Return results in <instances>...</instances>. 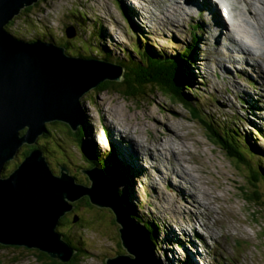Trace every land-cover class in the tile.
Here are the masks:
<instances>
[{"label":"rangeland","instance_id":"374dc122","mask_svg":"<svg viewBox=\"0 0 264 264\" xmlns=\"http://www.w3.org/2000/svg\"><path fill=\"white\" fill-rule=\"evenodd\" d=\"M228 1L230 14L233 17L236 16L235 18L241 17L245 2L242 0ZM140 2L141 0H39L34 5L32 16H28V12H26L18 18L12 26L14 31L11 32L27 40L34 36L39 37L42 33L51 34L62 43L67 39L65 30L68 25L75 26L77 33H80V27H83L87 29L85 38L77 37L74 43L89 55L94 53L91 51L92 49L98 51L104 47L111 51L112 56L109 58L115 63L117 59L125 56V47L131 50V46L137 40L136 32L139 33V28L143 29L140 30L142 41L146 40L155 49L168 55L176 56L183 46L194 43V39L196 40L193 54L195 64L190 63L188 66V72L192 74L193 82L186 92L195 100L194 102L202 107V112H205L207 114L205 116H208L211 122L216 123L217 127L235 129L241 136H248L250 142L263 151L264 79L259 75L260 71L256 67L252 69L251 63L247 64L246 62L233 64L228 61L229 64L226 68H223L224 63L218 64L217 43H227L226 47L222 48L223 52L233 51L234 48L228 43L226 36L234 26L223 23L217 14L212 13L208 17L203 9L201 12L194 13V18L186 17L174 10L171 14L169 13V16L164 14V12L168 13L167 7H165L166 9L162 8L161 11L159 7L161 0H149L147 5L144 4L145 6ZM143 2L145 1L143 0ZM139 3L146 9V21L143 17L144 9L138 6V14L134 10L137 5H140ZM165 5L170 9L179 7L175 1ZM151 7L153 11L148 12L147 10ZM256 10H260L257 5ZM263 10H261L260 16L264 21ZM139 14L142 15L139 16ZM218 20L222 22V28L218 33L215 31L216 34H219L218 41H212L210 37H207L208 34L212 35L207 27L210 24H215L214 21L217 23ZM203 21H210V24L205 25ZM155 24L156 26L153 27ZM197 25H199L198 32L194 36L193 26L197 27ZM137 26L138 29H135ZM225 26L230 30L225 29ZM257 26L255 20L250 19L245 24L244 32L238 31L239 27L238 29L234 28V31L242 35L243 38L245 37L246 41L250 40L252 46L256 43H264L262 30ZM100 27L102 28L101 36ZM97 28L99 31L94 37ZM159 29L161 31H158ZM247 29H249L248 32ZM90 33H93L91 37ZM250 36L252 37L250 38ZM261 49L263 52H257V54L264 61L263 56L260 55L264 54V48ZM221 56L224 55L221 53ZM232 56L240 57L238 52H233ZM117 87L119 88V86ZM118 88H110L108 91L93 88L82 97L81 103L84 104V107L86 106L88 113L87 121L83 122L85 125H89L87 128L89 134L84 139L89 145L100 146L99 150L101 149L100 151L103 152L106 148L99 144L97 138L102 135L100 137L102 139L104 133L110 135L112 142L117 143L119 158L124 167L129 169L136 178L133 183L132 179H129L127 184L120 185V189H125L127 193L126 198L124 197L125 202L129 206L131 205L133 211L139 216L157 226L158 229L156 228L154 231L156 239L159 233L165 230L164 225L166 228L172 226V230L177 231L178 237L174 238L170 233L160 237L159 247L161 253L163 252L165 255L166 264H183L186 261L188 264H192L189 260L190 252H193L191 249H195L199 257H193L197 264H264V208L260 209V207L251 205L243 198L240 187L246 184L248 177L246 169L242 168L243 172L236 169L234 162L227 157L226 153L209 140L205 125L192 117L187 105L172 100L170 96L160 90H147L151 95L134 98L124 96L122 91H117ZM52 124L48 123V127L52 130L53 139L41 136L40 142L38 141L39 143L46 139L48 142L51 141L49 152L43 149L51 168L56 173L61 168L59 165L65 164L70 174L74 175L78 181H85V175L81 173L83 172L81 169H88L89 166L86 162L87 157L83 155V148L74 142L73 135L65 134L66 128L63 125ZM116 125L124 129L128 126L132 134L119 132ZM170 127L175 128L178 131L177 134L169 135L167 128ZM112 129L113 133H111ZM260 130L263 134H260ZM133 138L143 145L152 147L155 152L156 146L161 147V145H165V147L170 145L178 150L180 162L183 161L184 165L188 166L185 170L186 173L189 174L188 170H190L195 183L200 184L201 190H206L210 195L212 193L214 200L211 198L206 201L209 202L212 215L210 217L200 216L197 220L192 221L193 216L187 214L184 217L182 214L172 211L171 204L170 209L164 207L166 210L160 216L163 218L166 215L172 221L163 220L155 212L154 202L158 199L154 197L155 192L149 177L152 178L155 187L164 192V196H168L169 193L174 194V198L178 202L185 197L181 191L183 187L190 192H197L201 200L203 199L202 193L197 191L198 187H191L192 191L188 189L189 186L185 180H182V184L179 185L170 180L164 182L162 177H159L156 167L159 165L158 171L168 175L171 165L166 160L164 163H158L155 167L156 161L148 155L146 148L133 142ZM131 142L135 144L136 148L138 147L139 155L142 158L140 167L145 171L138 169V172L136 170V154L130 149ZM167 153L172 165L179 166L175 155L168 151ZM21 157L22 153L10 161L5 173L13 170L15 163L19 162ZM258 161L264 168V162ZM76 165H79L81 172L77 171ZM78 176L81 179H78ZM155 176L158 178H154ZM175 179H177L176 175L172 177L173 181ZM259 187L264 195L263 180H260ZM171 189L174 190V193ZM177 192L180 195H175ZM135 193L138 194V199ZM216 195H219L220 198ZM215 196L219 199H215ZM170 201L168 200V202ZM165 205L169 206V203ZM180 205L182 203L179 202ZM161 206L163 207V205ZM195 210L202 213L206 208L201 206ZM76 212L82 217L80 222L82 224L66 228L70 230L67 232L72 233L71 236L74 238L80 236V240L83 241V250L87 251L84 256L79 257L77 264H106L108 257L127 253L121 243L120 225L115 220L114 211L112 212L109 207H96L95 210L83 206L82 208L78 207ZM73 215L74 213L70 217L72 218ZM187 223L194 224L188 226ZM181 226L183 228L188 226L189 230L190 227L191 229L196 227L199 232L197 234L193 231L194 234L189 235L190 237L187 239V237H183ZM64 227L60 226L59 229L66 231L63 229ZM171 250L180 253L176 252L175 255H172L168 252ZM154 253L157 256L155 251ZM167 253L172 256L171 259H178V262L168 261ZM200 259L202 261H199ZM0 264H42V262L37 259L33 249L5 248L0 251Z\"/></svg>","mask_w":264,"mask_h":264},{"label":"water","instance_id":"95a60500","mask_svg":"<svg viewBox=\"0 0 264 264\" xmlns=\"http://www.w3.org/2000/svg\"><path fill=\"white\" fill-rule=\"evenodd\" d=\"M38 1L0 0V243L37 249L62 263L71 261L77 248L58 226L75 202L88 196L96 206L114 211L128 252L108 257L106 264H163L148 232L124 205L120 181L110 170L81 169L90 180L87 185L66 166L55 173L37 146L5 173L21 148L37 145L49 132L48 123L64 122L78 130L84 118L81 99L88 91L124 78V68L115 62L72 55L63 45L28 41L7 29L25 7ZM66 34L75 37V26H67Z\"/></svg>","mask_w":264,"mask_h":264},{"label":"trees","instance_id":"16d2710c","mask_svg":"<svg viewBox=\"0 0 264 264\" xmlns=\"http://www.w3.org/2000/svg\"><path fill=\"white\" fill-rule=\"evenodd\" d=\"M34 5H36V3ZM34 5L25 7L18 16H16L13 20L9 22V24L7 25V29L9 31H14L12 26L14 25L16 20L22 17L26 12H28V16H32L31 13L33 11ZM101 27H100V36L102 32ZM80 28H81L80 33H77L76 36L73 38H68L65 30L67 39L62 41V43L64 44H62L59 40L55 39V37L51 34L46 35L42 33V38L52 41L54 40L58 41L56 43L58 45L65 46L66 51L70 54L79 55L88 58L89 57L97 58V59L101 58L104 61L114 63L109 58L112 56L110 50L104 47H102V49L98 51L92 49L91 51L94 53L89 55L84 51H82V49L74 43L77 37L85 38V35L87 34V29L83 27ZM198 28L199 25L195 27L194 36L198 32L197 31ZM135 29H138V26ZM139 29L143 30L142 28ZM140 30H138L139 33L136 32L138 41L136 40L135 44L131 46L130 48L131 50L125 47L124 49L125 56L122 57L121 59L116 58L117 59L116 63H114L124 68L123 80L120 82L106 81L97 88L101 91H108L110 88L117 89L118 88L117 86H119L117 90L118 92L122 91L125 94L124 96L134 97V98H139L142 97L143 95H147V96L151 95L150 93L147 92V90L150 91L160 90L165 94H167L168 96H170L172 100L187 105L190 108L192 117L194 119L200 120L205 125L209 140L215 146L220 147V149L226 153L227 157L232 162H234L236 169H238L240 172H243L241 170L242 168L246 169V172L248 173L246 184L240 187V189L242 190L244 200L251 205L260 207V209H262V207L264 208V204H263L264 195L260 191V187H259L260 180L264 181V168L262 167L261 163H259L258 161L260 160L261 162H264V152H263L264 150L262 151L257 145L250 142L249 140L250 138L248 136L246 137L241 136V134L238 133L235 129L232 130L231 128L217 127L216 123L211 122L208 116H205L207 114L205 112L204 113L202 112L201 110L202 107H200L199 104H197V102H194L195 100H193V98L190 97V94L186 92V89L191 87V82H193L192 74L188 72V66H190L189 65L190 63L195 64L193 54H194V49L196 48L194 45L196 40L193 39L194 43L183 46V48L180 49L181 51L178 52L176 56H173V55H168L163 51L155 49L146 40L142 41L141 40L142 32ZM98 31L99 29L97 28V31H95L94 33V37L98 34ZM92 34L93 33L89 34L90 37ZM144 37L146 36L144 35ZM36 38L37 37L34 36L28 40L33 41ZM52 123H53L52 125L55 126L63 125L66 128L65 134L69 133V135L71 134L74 136V142L78 143V145L83 148L82 151L83 155L87 157L86 162H89L90 159L91 161H93V163L97 162L101 168H106L110 170V172L114 174L117 180H119L120 182H125L127 184L128 180L130 179L129 177L130 170L124 167L123 163L119 158L120 155L118 154V151L114 144L112 145V149L109 154L104 153L103 155L100 156V158L97 157V159H95V157L91 156V154L87 150L88 145L84 138L85 135L87 134L88 129L85 127L84 123L81 125L78 131H74L68 124L63 122H52ZM57 124H61V125H57ZM220 125L222 126V124ZM50 130L51 129H49L48 127L49 132L43 135L42 137L45 138L49 137V139H53L52 130L51 131ZM260 134H262V132H260ZM46 140H44L42 143H39L40 142L39 141L37 145H32V146L26 145L23 148H21L20 151V153H22L21 160L24 158L25 155H27L30 152L32 148L37 146L49 152L51 141L49 140L48 142ZM18 163L19 162L15 163V167L17 166ZM78 179H81L80 176H78ZM120 194L124 200V197H126L127 194L126 191L121 189ZM90 201L88 203L86 202L87 204L84 205H88L86 207L89 209L96 210V206L90 203ZM126 204L127 203L125 202V205ZM127 207L132 211L133 217L136 219V222L141 226H143L148 232H150L152 248L153 249L156 248L157 245V242L155 240L156 238L152 236L151 233L155 231L157 226L153 223H149L148 220H145L143 217L139 216L129 206ZM76 209L77 207L75 208L74 211H72V213H74V215L72 216L73 220L75 215L79 216V218L81 217L79 214H77ZM66 215L62 217V219L60 220L58 231L63 235V237L68 242H70V244L73 247L77 248V252L71 261L67 263H62L55 259L50 258L44 252H41L37 249H33L37 256V259L40 262H42V264H77L79 261V257L84 256V254L87 252L83 250L82 247L83 241L80 240V236L78 235V238H74L73 236H71L72 233L67 232L70 230L66 228L67 226L69 227L80 226V224H82L80 223L82 217L80 218L79 222H77L79 223L78 225L77 224L73 225V224H69V223H73V221L68 220L67 219L68 216ZM61 223H65V224H61ZM60 226H65L63 229H65L66 231L60 230L59 229ZM5 248H10L13 250L29 249L24 246L3 245L0 243V251L1 249H5Z\"/></svg>","mask_w":264,"mask_h":264},{"label":"bare ground","instance_id":"6f19581e","mask_svg":"<svg viewBox=\"0 0 264 264\" xmlns=\"http://www.w3.org/2000/svg\"><path fill=\"white\" fill-rule=\"evenodd\" d=\"M144 1L145 2H143V0H141V2H140V3H142L143 6H145V5H147L149 3V0H144ZM173 1H175V3L179 6L178 8L170 9L167 5H165L168 2H173ZM242 1H244L245 4H244V9L241 11L242 12L241 17L243 19H245L246 21H248L250 19H254L255 22H256V24L258 25L257 27H259L262 30L263 39H264V21L261 19V16H260L261 15V10L264 9V0H242ZM261 3H262V5H261ZM161 4H159V7H160L161 11H162V8L163 9H166L165 7H167L166 10L168 11V13L167 12H164V14H168L169 16H170V14H171V12L173 10L179 12L180 14H182V15H184L186 17L189 16V17H192V18H194V13H197L201 9H205L206 10L205 12L207 13L208 17H210L211 14L214 11H216L215 10L216 9V5L214 4V0H207V1H205V0H202V1H200V0H161ZM142 5L141 4L140 5H137V8H134V10L136 11L137 14H138V11H139V7H141L142 9L145 8V7H142ZM163 5H165V6H163ZM188 5H189V7H188ZM235 5H234V7H235ZM256 5L259 7L260 10H256ZM217 10H218V7H217ZM144 11L145 12H143L144 13L143 14L144 15L143 17L145 18V21H146V17H145L146 16L145 15L146 9H144ZM147 11L148 12H152L153 11L152 10V7L150 9H148ZM262 13L264 14V10H263ZM220 14H221V18H223V20L221 19L223 21V23L225 21V23L228 24V21L224 18L222 12ZM141 15L142 14H139V16H141ZM177 19H178V17H177ZM203 23L205 25H208V24H210V21H205V22L203 21ZM214 23L215 24H210L207 27L208 29H210L209 32L212 33V35L211 34H208L207 37H210V40H212V41L213 40L214 41H218L217 38H218L219 34H216V33H218V31L222 28V22L218 20L217 23H216V21H214ZM232 24L234 25L233 28H235L236 27L235 25H237L234 22H232ZM155 26H156V24L153 25V27H155ZM193 29L195 30V27L194 26H193ZM225 29L228 30L229 28L225 26ZM248 30L249 29H247V32H248ZM158 31H161V30L159 29ZM215 31H216V33H215ZM221 32H222V30H221ZM243 32H244V30H243ZM247 36H249V35H247ZM251 37L252 36H250V38ZM244 38H243L242 35H240L239 33H236L235 31L230 32V34L228 36H226V40L229 41L228 43L234 49H233V51H229V52H223L222 51V48L223 47H226V45H227L226 42H223L221 44L220 43L219 44L217 43V48L216 49H217L218 57H219L218 64L220 65V64L224 63V67L223 68H226V66H228V64H229L228 61H230L233 64H239L241 62H246L247 64L248 63H251L250 66L252 67V69H254L256 67L258 69V71H260V74L259 75L262 77V79H264V64H262V62H264V61L257 54V52H263V50L261 48H264V43L260 42L258 44L256 43V44H254V45L251 46V44H252L251 41L249 39H248L249 41H246ZM244 46H245V48H243ZM228 48L231 49L230 47H228ZM233 52H238L239 55H240V57H237V56L234 57V56H232V53ZM221 53L224 56H221ZM260 55H262L263 58H264V54H260ZM194 62H195V59H194ZM220 91H221V89H220ZM85 107H84V104H83V109L85 111V119H86V120L84 119V121H87V115H88V113L86 112V108ZM116 122H118V121L116 120ZM172 128L173 127L167 128L168 134L169 135L177 134L178 131L175 128H173V130H172ZM126 130H127V134H132V131L129 129L128 126H127ZM111 133H113V129H112V132ZM128 136H130V135H128ZM104 141L106 142L105 138H104ZM132 141L135 142V143H137L139 146H142V147L146 148V150L148 151V155L151 156L156 161V163L154 165L155 167L157 166L158 163L159 164L164 163L166 160L171 165L170 168H169L170 173L168 175H165L164 172L162 174V173H160V171H158L160 169V166L159 165H158L159 166V169H158V166L156 167V170H157V173L159 174V177L161 176L162 177V180L164 182H167V180H170L171 182H175L176 184L179 185V184H182V180H185L188 183V186H189L188 189H190L192 191L191 187H193V188L194 187H198L197 191L202 193L203 199L201 200L197 192H195V191L190 192V191L187 190V188H184V187L181 188V191L183 192V194L185 195V197L183 199L181 198L182 200H180L179 202L182 203V205L179 206V202L177 200H175L174 194L169 193L168 196H164V192H162L161 189H157L155 187V185L153 184L152 180H151L152 178L149 177L150 184L153 187L154 192H155V196L154 197H155V199H158V201L154 202V206L156 207V211L155 212H157L159 214V216H160V214H163V212H165L166 209L164 207H167L168 209H170V205L171 204L173 206L172 211H174L175 213H180L184 217H185V215L189 214V215H191V216L194 217V219L192 221L197 220L198 218H200V216L207 215V216L210 217L212 215V210H211V208H209V202H206L207 200L213 198L212 197V193L210 192L211 193V195H210V194H208V192H206V190H204V191L201 190L200 184H196L195 183V179H194V177H193V175H192V173H191L190 170H188V173L189 174L186 173L185 170L187 169L188 166L184 165V162L183 161L180 162V158L178 157V155H179L178 154V152H179L178 150L174 149L173 147H170V145L168 143L169 147H165V145H161V147H159V146L157 147L156 146V148H155L156 149V152H157L156 153L152 147L147 146V145H143L142 143L138 142L137 139L133 138ZM133 142H131L130 149L132 151H134L135 154H136V159H135V165L137 166V169L136 170L138 172H139L138 169H141L142 171H145L142 167H140V162H141V159L142 158L139 155L138 147L136 148V146H135V144ZM167 151L168 152H171V153H173L175 155V157L177 159V162L179 163L178 164L179 166L172 165V162H171V160L168 157ZM100 156H101V154H100ZM159 156H161V157H159ZM130 174H131V176H133V174H132L131 171H130ZM174 175H176V178L177 179H175L173 181L172 180V177ZM147 176H149V175L147 174ZM154 178H158V177L155 176ZM134 179H132V180H134ZM199 182L201 183V181H199ZM171 191L174 193V190L173 189H171ZM135 195H137V199H138V194L135 193ZM175 195H180V193L177 192ZM216 196H219V195H216ZM216 196H215V199L218 200L220 198V196H219V198H216ZM168 200H171V201L168 202ZM213 200H214V198H213ZM158 202H161V203H158ZM166 203H169V206H166L165 205ZM161 205H163V207ZM201 206H204L206 208V210L204 212H202V213H199L195 209H197V208H199ZM139 207L141 208V204H140ZM175 216L177 217V214ZM217 217H219V216H217ZM162 219L165 220V221H172V220H169L166 217V215ZM175 220H177V219H175ZM255 221H256V219H255ZM193 224L194 223H187L188 226H191ZM163 225H164V223H163ZM188 226H186V228H184V230H183V234H184L183 237L184 238L187 237V239H189V237L191 235H193L194 232H196L197 234L199 232L198 230H196V227L195 228H192L191 230H189V227ZM164 228H165V230L163 232H161V235L160 236H158L159 241H160V237L163 236V235H165L166 233H170V235L173 236L174 238L179 236L178 233H177V231L174 232L173 231L174 229L172 230V228H173L172 226H168V228H166V226L164 225ZM211 236H214V235H211ZM191 250L193 252H190V255L191 256H190L189 260L192 262V264H197L196 263L197 261L193 259L194 256L195 257H198L197 256V253H196L195 249H191ZM157 251H158L157 252V257H159L158 258L159 261L162 262L163 264H166V260L164 258L165 255L163 254V252L161 253V248L159 247V249ZM168 252L169 253H172V255H175L176 252L178 253V251H172V250L171 251H168ZM167 255H168V257H167V260L168 261L178 262V259H171L172 256L170 254H168V253H167Z\"/></svg>","mask_w":264,"mask_h":264},{"label":"clouds","instance_id":"9594fccd","mask_svg":"<svg viewBox=\"0 0 264 264\" xmlns=\"http://www.w3.org/2000/svg\"><path fill=\"white\" fill-rule=\"evenodd\" d=\"M69 26V25H68ZM13 33V32H12ZM18 37H20V36H18ZM35 37H37L36 39H42V40H44L43 38H42V35L41 36H35ZM20 38H22V39H25L24 37H20ZM35 39V40H36ZM27 40V39H26ZM29 41V40H28ZM34 41V40H33ZM45 41H47V40H45ZM49 42H55V41H49ZM56 43V42H55ZM72 55H74V54H72ZM84 119H85V117L83 118V121H84ZM86 120V119H85ZM82 121V123H81V125L84 123ZM85 124V123H84ZM81 125L79 126V128L81 127ZM89 126V125H88ZM88 126L87 125H85V127L86 128H88ZM119 127V128H118ZM116 128L119 130V132H120V128H122L121 126H119V125H116ZM76 131H78V130H76ZM89 134V129L87 130V134L86 135H88ZM263 134V133H262ZM85 135V136H86ZM102 136V135H101ZM100 135H99V137L97 138V141L99 142V144L100 145H103V146H105V150H103V152H101L100 150H99V147L100 146H94V145H89V143L87 142V145H88V148H87V150H88V152L91 154V156H93V157H97L99 154H101V155H103L104 153H106V154H109L110 153V151H111V149H112V145L114 144H117V143H113L112 142V139L110 138V135H108L107 134V136H106V134L104 133V138H105V140H106V142L104 141V138L102 137V139H100V137H101ZM120 138V137H119ZM116 146V145H115ZM116 149H117V147H116ZM118 150V149H117ZM91 160V159H90ZM8 165V164H7ZM101 168V167H100ZM129 176H130V179H134L135 177L134 176H131V174H129ZM137 177V176H136ZM136 179V178H135ZM132 183L134 182V180H132L131 181ZM89 183H90V180H89ZM126 184L125 182H120V185H122V184ZM123 189V188H122ZM123 190H125V189H123ZM120 191H121V189L119 188V193H120ZM126 191V190H125ZM120 196H121V194H120ZM127 196V195H126ZM121 198H122V196H121ZM126 198V197H125ZM122 200H123V198H122ZM123 203H124V205H125V202H124V200H123ZM127 206H129L128 204H126ZM125 205V206H126ZM126 206V207H127ZM130 208H131V205L129 206ZM111 209V208H110ZM112 210V209H111ZM112 212H113V210H112ZM132 212V211H131ZM68 214V213H67ZM133 214V213H132ZM77 215H75V217H76ZM79 217V216H78ZM149 223H151V222H149ZM157 228V227H156ZM158 229V228H157ZM147 231V230H146ZM148 232V231H147ZM148 234H149V236H150V232H148ZM152 234V236H154V237H156L155 236V233L153 232V233H151ZM161 235V233H159V236ZM212 237H214V236H212ZM121 238V237H120ZM156 242H157V249L156 248H154V251L157 253L158 251V247H159V245H160V241H159V238L158 239H156ZM121 243H122V239H121ZM124 247V246H123ZM125 248V247H124ZM126 250V249H125ZM127 251V250H126ZM128 253V252H127ZM183 264H188V263H185V262H183Z\"/></svg>","mask_w":264,"mask_h":264},{"label":"flooded vegetation","instance_id":"af4514ba","mask_svg":"<svg viewBox=\"0 0 264 264\" xmlns=\"http://www.w3.org/2000/svg\"><path fill=\"white\" fill-rule=\"evenodd\" d=\"M98 158H100V154L97 156ZM97 157L95 158V159H97ZM99 160V159H98ZM89 161V160H88ZM88 163V166H89V168H88V170L90 169V168H94V167H100L99 166V164L96 162V163H93V161H89V162H87ZM60 167H62V166H65V164L64 165H59ZM76 167H77V171H80V167H79V165H76ZM60 170H61V168H59L57 171L60 173ZM56 171V173H58ZM81 172V171H80ZM81 173H83L84 175V178H85V181H83V183H85V184H87V185H89L90 183H89V179H88V176H87V174H85L84 172H81ZM90 201V198L88 197V196H84V197H82L81 199H79L76 203H75V208L77 207H82V206H88V205H84V204H87L88 202ZM87 202V203H86ZM90 203H92L91 201H90ZM93 204V203H92ZM94 206H96L95 204H93ZM96 207H99V206H96ZM75 210V209H74ZM73 210V211H74ZM77 210V209H76ZM71 214H72V212H69L66 216H68L67 217V219L68 220H72L73 221V223H69V224H79V223H77V222H79V220H80V218H79V220L78 221H74L70 216H71ZM61 224H65V223H61ZM66 224H68V223H66Z\"/></svg>","mask_w":264,"mask_h":264}]
</instances>
